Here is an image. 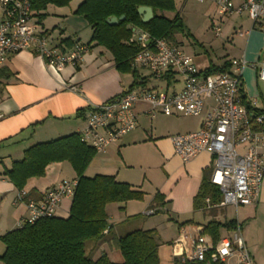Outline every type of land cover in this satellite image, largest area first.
I'll use <instances>...</instances> for the list:
<instances>
[{"label": "crops", "instance_id": "obj_1", "mask_svg": "<svg viewBox=\"0 0 264 264\" xmlns=\"http://www.w3.org/2000/svg\"><path fill=\"white\" fill-rule=\"evenodd\" d=\"M83 1L71 0L63 7L49 4L41 11L33 10L36 31L50 46L63 50H68L74 43L89 46V51L79 66L56 71L31 51H22L8 56L7 62L0 68V236L17 229L18 222L28 216V201H39L49 188L61 181L77 178L69 163H52L46 167L42 178H32L26 182L22 190L26 193L25 200L15 202L18 190L5 173L11 170L15 162L22 160L27 149L71 134H79L94 105L129 90L131 86L181 90L180 81L171 79L168 84L156 82L142 69H136L134 85L135 79L130 73L117 69L111 53L91 42L90 26L75 14ZM192 1L194 0H174V13L177 14L178 4L187 8L193 4ZM214 1L206 0L196 7L191 6V9H195H192L191 14L202 20L201 33L199 36L190 33L193 42L188 41L189 38L185 42L184 37L176 35L177 46L193 57L200 71L212 66L221 67L224 63L229 66L231 60L242 57L249 63L262 64L264 31L245 14L230 18L219 17ZM232 1L237 3L236 0ZM214 27L220 28L219 37L224 48L221 59L215 62L207 57V49L213 50L215 44L212 40L217 38L212 32ZM209 35L212 39H209ZM195 45L200 46L204 54L195 53L192 50ZM185 46L190 48L191 54L185 51ZM242 82L243 97L246 100H256V109L264 112V81L259 79L257 71L244 68ZM67 86H76L78 92L68 91ZM146 110L147 106L136 105L135 129L105 153L96 154L83 173L87 178L97 175L113 177L115 181L128 184L144 194L141 201L106 206L109 230L116 235L133 229L155 230L159 255L163 247L161 227L154 225L150 217L163 216L166 222L177 227V234L181 228H191L202 233L203 227L212 219L219 222L235 220L240 225L246 249L254 264H264V178L258 201L253 206L208 211L204 208L195 209L193 201L202 180L211 175L212 157L203 152L187 164H182L173 153L170 138L197 131L203 117L157 115L152 118L146 114ZM156 195L161 198L159 206L154 204ZM70 204L71 199L63 200L55 217L67 218ZM151 209L159 210L160 213L145 216L144 213ZM228 210H231V214ZM138 215L149 219L136 218ZM172 240L173 238L166 241L168 245ZM103 254L115 264L123 262L120 252L111 243L104 242L95 247L94 258ZM176 262L160 260V264ZM228 264L235 263L231 260Z\"/></svg>", "mask_w": 264, "mask_h": 264}, {"label": "built area", "instance_id": "obj_2", "mask_svg": "<svg viewBox=\"0 0 264 264\" xmlns=\"http://www.w3.org/2000/svg\"><path fill=\"white\" fill-rule=\"evenodd\" d=\"M33 0H0V68L8 56L31 51L48 67L60 71L77 67L88 53L89 46L74 43L68 50L50 46L38 35L33 22ZM200 3L205 0H196ZM219 17L247 15L264 31V0H215ZM219 37L220 28H212ZM129 43L136 44L139 52L131 60L133 69L145 70L156 82H181L180 91L167 88L137 86L109 100L94 105L89 111L85 127L79 133L80 141L96 154L105 153L136 127V105L147 106L146 114L154 118L185 116L203 117L197 131L177 134L170 138L173 153L182 164H187L205 152L212 157L211 184L221 194L219 203L205 199V210L257 203L264 178V113L256 109V100H243L242 71L249 67L264 81V62H247L243 57L231 60L230 71L206 75L195 65L192 56L184 53L165 39L152 40L141 30L134 29ZM168 84V82H167ZM78 92L76 86H67ZM257 111L258 113H255ZM77 180L61 181L49 188L39 201L30 200L28 216L18 222V228L55 217L65 199L74 195ZM26 193L16 195L22 202ZM155 210L144 213L153 216ZM171 258L190 264H254L241 234L239 224L216 242L211 236L191 228H181L171 242Z\"/></svg>", "mask_w": 264, "mask_h": 264}, {"label": "trees", "instance_id": "obj_3", "mask_svg": "<svg viewBox=\"0 0 264 264\" xmlns=\"http://www.w3.org/2000/svg\"><path fill=\"white\" fill-rule=\"evenodd\" d=\"M70 1L33 0L32 9L41 11L49 4L63 7ZM141 6L152 9L153 18L147 23H143L137 13ZM174 12V0H84L75 14L90 26L91 42L108 50L117 69L130 73L135 85L137 70L131 67V60L139 52V47L129 43L133 30L147 33L152 40L165 39L177 46L176 35L189 38L190 34L178 14L171 19L164 15ZM110 17L124 19L110 26L106 23ZM229 67L224 63L221 67L212 66L203 72L206 75L225 73L230 71ZM169 79L166 77L167 82ZM95 155L91 147L80 141L79 134H71L27 149L22 160L15 162L11 170L5 173L16 190L21 192L29 179L42 178L48 165L67 162L77 177V186L67 218L40 219L0 236V264H115L104 254L94 258L95 247L104 242L111 243L120 252L123 258L121 264H160L155 230L133 229L119 235L109 230L106 206L141 201L144 194L110 176L85 177L84 170ZM206 198L212 203L221 201L219 189L211 184L210 177L202 180L193 201L195 209H203ZM160 199L156 195L154 204L159 206ZM159 213V210H155L154 215ZM235 227V220L219 222L212 219L203 227L202 234L211 236L216 242L224 232H230ZM88 242L93 244L87 254Z\"/></svg>", "mask_w": 264, "mask_h": 264}, {"label": "rangeland", "instance_id": "obj_4", "mask_svg": "<svg viewBox=\"0 0 264 264\" xmlns=\"http://www.w3.org/2000/svg\"><path fill=\"white\" fill-rule=\"evenodd\" d=\"M192 2H193V4H191V6L195 5V7L198 6V4L200 3L196 0H194ZM191 6H188L187 8H182L181 3H180V4H178V9L176 10V13L181 17V19H183V23H184V26L186 28V31L189 34L190 33L191 34L196 33L195 35L199 36L201 33V30H202V27H203L202 20L199 19L198 17L194 16L193 14H191V13H193L192 12L193 8L191 9ZM193 11H195V9H193ZM174 15H175V13H165V16L168 18H173ZM221 18H223V17H221ZM185 19H187V22ZM208 37H210L209 39H212L211 35H209ZM182 38H183V36H182ZM180 39L181 38L179 37V40ZM186 39L187 38L184 37L183 40H185V42H186ZM188 41H192V42L194 41V40H192L191 35H190ZM212 41H214L215 45H213L212 51L207 49V53H208L207 57H209V59L211 61L215 62V61H219L221 59V56L224 53V48L221 45L222 43H221L220 37L214 38V40H212ZM192 50L195 51V53H197V54L198 53L204 54L203 50H201L200 46H198V45H195ZM185 51L187 53L191 54L190 48H187L186 46H185ZM228 213L231 214V210H228ZM136 218L149 219V217H145L144 215H138V217H136ZM150 218L152 220L151 222L154 225H160V227H161L160 228V231H161L160 234H161V239H162L161 242H163V244H161V245H163V247L159 251V258L161 261L164 260V261L169 262L170 260H172V258H171V251L172 250H171V244L168 245V243L166 241L170 240L171 238H173V240L176 239V237L178 236L177 229H176L177 227L172 223L166 222L165 218L163 216L157 215L155 217H150ZM118 230L121 231V228H118ZM119 233L121 234V232H119ZM92 244H93L92 242L91 243L88 242L86 244L87 254H88V249H89V247L92 246ZM174 264H176V263H174ZM179 264H183V263H179Z\"/></svg>", "mask_w": 264, "mask_h": 264}, {"label": "water", "instance_id": "obj_5", "mask_svg": "<svg viewBox=\"0 0 264 264\" xmlns=\"http://www.w3.org/2000/svg\"><path fill=\"white\" fill-rule=\"evenodd\" d=\"M137 13L141 16V20L143 23H147L153 18V12L152 9L149 7H138ZM123 17H120L117 19L116 17H110L106 20V23L110 26L116 25L119 21L123 20Z\"/></svg>", "mask_w": 264, "mask_h": 264}]
</instances>
